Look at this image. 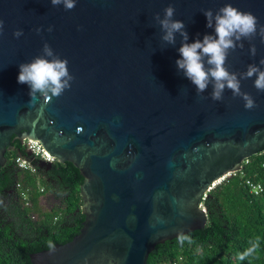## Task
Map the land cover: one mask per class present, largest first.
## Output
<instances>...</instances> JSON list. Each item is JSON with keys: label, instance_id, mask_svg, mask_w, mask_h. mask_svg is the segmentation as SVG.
Wrapping results in <instances>:
<instances>
[{"label": "water", "instance_id": "water-1", "mask_svg": "<svg viewBox=\"0 0 264 264\" xmlns=\"http://www.w3.org/2000/svg\"><path fill=\"white\" fill-rule=\"evenodd\" d=\"M228 3L264 25V0H76L71 10L0 0V166L15 139H29L82 176L80 229L54 249L26 253L30 264H147L155 245L205 225L201 201L212 182L264 151V91L255 77L241 80L257 105L251 110L227 89L221 101L211 85L197 94L175 63L182 38L164 43L155 21L172 5L188 43L202 41L215 35L203 11ZM45 43L74 79L61 96L31 103L19 65L43 55ZM242 43L226 67L264 69L259 35Z\"/></svg>", "mask_w": 264, "mask_h": 264}, {"label": "trees", "instance_id": "trees-1", "mask_svg": "<svg viewBox=\"0 0 264 264\" xmlns=\"http://www.w3.org/2000/svg\"><path fill=\"white\" fill-rule=\"evenodd\" d=\"M11 145L0 166V264H30L26 253L67 242L80 229L82 176L71 162L34 155L25 140ZM17 157L31 167H20ZM247 179L262 191L254 194ZM201 204L205 225L155 245L147 264H264V151L245 159Z\"/></svg>", "mask_w": 264, "mask_h": 264}, {"label": "clouds", "instance_id": "clouds-1", "mask_svg": "<svg viewBox=\"0 0 264 264\" xmlns=\"http://www.w3.org/2000/svg\"><path fill=\"white\" fill-rule=\"evenodd\" d=\"M51 4L63 5L66 10H71L75 7L76 0H51ZM203 13L207 18V27L214 28L215 35H205L202 41L197 39L193 43H188L189 35L185 30V24L173 18L175 8L169 5L164 9L163 18L159 14L155 16V21L162 32L160 39L168 45L175 46L177 34L182 38V46L178 49L180 58L175 63L177 70L182 71L195 86L197 94H203L211 85V98L214 101H221L227 89L234 97H241L245 101L246 109H253L257 106L255 100L241 90V80L255 77L254 87L258 91H264V69L256 64H249L245 72H232L226 67V61L231 51H235L238 46L244 47L242 43L244 39L251 41L259 35L261 42H264V25H260L258 18L251 12L240 11L231 3L225 4L215 14L211 9L204 10ZM3 27L4 21L0 20V33ZM51 30L49 28V31ZM39 31L40 29H37V32ZM22 35V30L14 32L17 38ZM237 42L241 43L238 45ZM42 52L43 55L35 57L31 62L19 65L17 82L29 86L31 103L36 101L38 94L45 103L50 102L53 97L61 96L66 89L71 88V81L74 79L69 72L68 61L60 59L47 43L44 44ZM250 52L253 56L256 55L257 49L254 44ZM260 65H264V59L260 60ZM183 239L184 237H181V240ZM48 247L54 249L55 245L49 241ZM255 247L256 245H253L241 254L239 259L250 255Z\"/></svg>", "mask_w": 264, "mask_h": 264}, {"label": "built area", "instance_id": "built-area-1", "mask_svg": "<svg viewBox=\"0 0 264 264\" xmlns=\"http://www.w3.org/2000/svg\"><path fill=\"white\" fill-rule=\"evenodd\" d=\"M26 145H27V149L29 151L34 153V155L39 156L44 161L51 162V161L54 160L53 156L50 155L47 151H45L42 148V146L37 141H33V140H29L28 139ZM16 162H18V165L20 167H23V168H30L31 167L29 162L27 160L23 159V158L17 157L16 158ZM232 173H235V171L227 172L226 174H224L223 176H221L220 178H218L217 180L212 182L211 186L208 188V191L213 186H215L217 183H219L220 181H222L224 178L228 177ZM246 184L250 187V190L254 194H258V193H260L262 191V187H261V185L259 183H253L251 180L247 179L246 180ZM173 264H175V262Z\"/></svg>", "mask_w": 264, "mask_h": 264}, {"label": "rangeland", "instance_id": "rangeland-1", "mask_svg": "<svg viewBox=\"0 0 264 264\" xmlns=\"http://www.w3.org/2000/svg\"><path fill=\"white\" fill-rule=\"evenodd\" d=\"M42 205L43 206H47L48 205V202H46L45 200H43Z\"/></svg>", "mask_w": 264, "mask_h": 264}, {"label": "flooded vegetation", "instance_id": "flooded-vegetation-1", "mask_svg": "<svg viewBox=\"0 0 264 264\" xmlns=\"http://www.w3.org/2000/svg\"><path fill=\"white\" fill-rule=\"evenodd\" d=\"M17 140V139H16Z\"/></svg>", "mask_w": 264, "mask_h": 264}]
</instances>
